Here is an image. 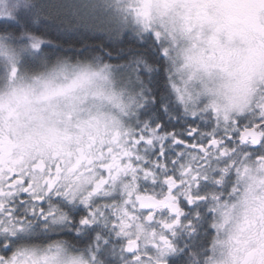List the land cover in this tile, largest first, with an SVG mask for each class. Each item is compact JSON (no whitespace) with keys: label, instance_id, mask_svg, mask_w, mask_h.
<instances>
[{"label":"clouds","instance_id":"9594fccd","mask_svg":"<svg viewBox=\"0 0 264 264\" xmlns=\"http://www.w3.org/2000/svg\"><path fill=\"white\" fill-rule=\"evenodd\" d=\"M254 125L264 0H0V264H264Z\"/></svg>","mask_w":264,"mask_h":264},{"label":"snow or ice","instance_id":"6c2138e0","mask_svg":"<svg viewBox=\"0 0 264 264\" xmlns=\"http://www.w3.org/2000/svg\"><path fill=\"white\" fill-rule=\"evenodd\" d=\"M38 46H39L38 42L33 44V47H38ZM260 127H264V126L254 125V126L244 127L243 130H240V133H239L240 138L242 140H245L251 137L253 139V142H255V140L258 138H264V131H257V129ZM141 139L143 138L141 137ZM22 182H23V178L20 176H16L14 179L12 177H9V184L7 185V187L11 189L16 183H22ZM3 195H12V192L9 191L5 193L4 188L0 186V196H3Z\"/></svg>","mask_w":264,"mask_h":264},{"label":"flooded vegetation","instance_id":"af4514ba","mask_svg":"<svg viewBox=\"0 0 264 264\" xmlns=\"http://www.w3.org/2000/svg\"><path fill=\"white\" fill-rule=\"evenodd\" d=\"M241 130H243V128H241ZM180 139H185V137H180ZM187 142H191L190 139Z\"/></svg>","mask_w":264,"mask_h":264}]
</instances>
